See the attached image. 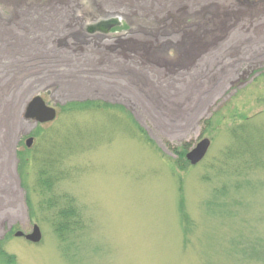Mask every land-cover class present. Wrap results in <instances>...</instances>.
<instances>
[{
    "label": "rangeland",
    "instance_id": "374dc122",
    "mask_svg": "<svg viewBox=\"0 0 264 264\" xmlns=\"http://www.w3.org/2000/svg\"><path fill=\"white\" fill-rule=\"evenodd\" d=\"M40 2L46 65L0 125V264H264V0ZM36 95L55 121L25 119Z\"/></svg>",
    "mask_w": 264,
    "mask_h": 264
},
{
    "label": "crops",
    "instance_id": "0c3cea01",
    "mask_svg": "<svg viewBox=\"0 0 264 264\" xmlns=\"http://www.w3.org/2000/svg\"><path fill=\"white\" fill-rule=\"evenodd\" d=\"M3 1L4 3L0 4L3 6L5 5L4 11L0 8V28L2 31H5L0 32V125L4 124L5 126L11 127L14 117L13 104H11L10 99L14 98L12 93L18 90L20 93V91L24 88L23 86L28 84V86H31L33 83L25 79L29 78L30 73L33 70H37L39 68V71L41 70L39 66L44 67L46 65L44 55L45 50H47V45L44 44V41L37 39L35 36L38 32L46 34L47 32L44 28L45 26H43L42 22L41 24H35L36 27H38V32H35L34 29L29 26H33L34 22L39 21V16L43 19V16H45V12L48 11L49 7L47 4H41L40 0ZM53 9L54 8H52L51 12L48 11L50 16L56 15V12L53 11ZM69 12L70 11L68 9H58V17L56 18L58 19L57 25L60 23L68 28L70 23V15H68ZM60 13L63 15L61 16ZM26 22L31 23L28 24L29 26H24V23ZM58 27L60 28L59 25ZM7 36H10L9 41L6 40ZM68 36V32L57 33L55 34V41H61L60 39H65ZM43 44L46 47H44ZM41 46L43 47L41 48ZM38 71L37 74L35 73L36 78L42 76V74L38 73ZM25 74L29 75L26 76ZM22 97L23 96L20 98ZM120 102L123 101L120 100ZM7 120H9V123Z\"/></svg>",
    "mask_w": 264,
    "mask_h": 264
},
{
    "label": "water",
    "instance_id": "95a60500",
    "mask_svg": "<svg viewBox=\"0 0 264 264\" xmlns=\"http://www.w3.org/2000/svg\"><path fill=\"white\" fill-rule=\"evenodd\" d=\"M121 21L116 18H109L100 20L97 23L90 24L87 26L86 30L90 34H108L112 28L120 26ZM25 117L29 121H33L36 124H48L57 118V112L54 108L48 107L45 102L41 99V97H36L32 100V102L28 105L26 110ZM27 148H30L33 144V139L27 140ZM211 142L207 139L201 141L195 149H193L188 155L187 160L191 163V165L196 166L208 154L210 149ZM16 237L21 238L24 237L28 242L33 244H39L42 241V233L38 226H34L33 232L29 235H25L22 232H18Z\"/></svg>",
    "mask_w": 264,
    "mask_h": 264
},
{
    "label": "bare ground",
    "instance_id": "6f19581e",
    "mask_svg": "<svg viewBox=\"0 0 264 264\" xmlns=\"http://www.w3.org/2000/svg\"><path fill=\"white\" fill-rule=\"evenodd\" d=\"M256 3H258V0H256ZM114 18H116V19H119V18H117V17H114ZM120 20V19H119ZM121 21V20H120ZM199 41V40H198ZM200 43V42H199ZM101 54V52L99 51L97 54ZM62 62V61H65V60H62V58L61 57H57V56H55L54 57V62ZM132 65V64H131ZM136 66L137 67H144V65L143 64H136ZM133 68V67H132ZM136 68V67H135ZM134 69V68H133ZM142 69H144V68H142ZM133 71V72H132ZM132 71H129V74H127L126 75V77H125V79L127 80L124 84H126V86L128 87L127 88V90H132L133 91V89L135 90V86L134 85H132V84H135L136 83V69L135 70H132ZM125 88V87H124ZM153 88H154V90H156V89H158V87L156 86V85H154V84H151V87H148V88H145L142 92V94L143 95H149V96H151L152 95V93H155L154 91H153ZM192 88H197L196 86H192V87H190V89H192ZM126 89V88H125ZM121 91V90H120ZM154 95H156V94H154ZM36 98V97H35ZM34 98V99H35ZM123 98V97H122ZM43 101H44V99L43 98H41ZM5 127V129L8 131V133H10V127L9 126H4Z\"/></svg>",
    "mask_w": 264,
    "mask_h": 264
},
{
    "label": "trees",
    "instance_id": "16d2710c",
    "mask_svg": "<svg viewBox=\"0 0 264 264\" xmlns=\"http://www.w3.org/2000/svg\"><path fill=\"white\" fill-rule=\"evenodd\" d=\"M253 1H256V0H253ZM115 31H117V30H115ZM60 227V226H59ZM62 231H63V229H61ZM61 230H60V228L58 229V231H59V233L61 232ZM61 234V233H60ZM10 264H13V262H14V258L13 257H11L10 258Z\"/></svg>",
    "mask_w": 264,
    "mask_h": 264
}]
</instances>
